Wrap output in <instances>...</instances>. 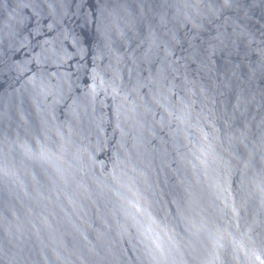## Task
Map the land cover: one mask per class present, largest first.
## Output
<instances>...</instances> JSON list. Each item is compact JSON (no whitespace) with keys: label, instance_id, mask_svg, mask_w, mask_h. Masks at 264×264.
<instances>
[{"label":"water","instance_id":"water-1","mask_svg":"<svg viewBox=\"0 0 264 264\" xmlns=\"http://www.w3.org/2000/svg\"><path fill=\"white\" fill-rule=\"evenodd\" d=\"M0 264H264V0H0Z\"/></svg>","mask_w":264,"mask_h":264}]
</instances>
